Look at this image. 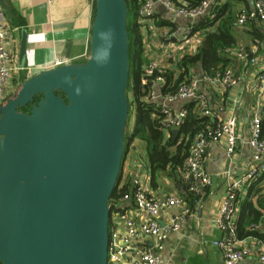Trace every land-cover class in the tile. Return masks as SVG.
I'll list each match as a JSON object with an SVG mask.
<instances>
[{"label": "water", "instance_id": "obj_1", "mask_svg": "<svg viewBox=\"0 0 264 264\" xmlns=\"http://www.w3.org/2000/svg\"><path fill=\"white\" fill-rule=\"evenodd\" d=\"M127 23L126 0H95L87 59L32 75L0 104V264H107L129 116ZM25 53L22 32L20 62Z\"/></svg>", "mask_w": 264, "mask_h": 264}, {"label": "built area", "instance_id": "obj_2", "mask_svg": "<svg viewBox=\"0 0 264 264\" xmlns=\"http://www.w3.org/2000/svg\"><path fill=\"white\" fill-rule=\"evenodd\" d=\"M248 1L251 3V10L239 14L235 24L242 26L249 19L264 23V0ZM156 5H161L173 18L189 23L181 36L178 37L177 31L171 26H160ZM211 8L210 0H201L193 5L176 4L173 0H139L136 24L142 32L143 54L146 59L142 84L149 86L143 100L156 108L158 126L167 136H170L172 130H179L187 114L183 107L174 111L172 105L175 103L194 102L202 116L210 117L212 112L206 97L200 91L201 83L218 84L224 89L237 85L233 71L227 68L213 76H195L188 83L179 85L174 92H161L165 86L164 74L167 70L183 55H194L197 52L202 33L194 31L193 25L196 20L209 14ZM227 54L239 60L244 68L257 64L251 49L236 46L228 49ZM63 64V60L57 59L54 67ZM22 73L26 75V79L31 77L30 71L18 62V43L0 8V104L16 90L18 84L16 85L15 80ZM252 92L257 97V104L263 106L264 72L258 75ZM220 140L225 142L226 157L231 159L239 140L233 118L219 121L214 127H208L195 136L182 175L190 192L196 195L199 193L193 183L195 181H200L201 186L210 185L208 174L202 165L209 145ZM247 144L251 149L250 165L236 179L230 177L228 170L225 172L230 179L228 192L214 221L221 236L212 245L220 250L224 264H238L252 254L256 256L257 264H264V244L256 238L249 241L239 239L234 221L238 192L264 174V130L258 115H254L249 121ZM143 153L144 151H136L132 162L133 170L130 172V191L119 199V204L115 207L119 211L110 213L107 264H163L161 253L170 233L177 231L190 213L188 204L181 196L153 195L147 191L144 184L147 177L142 172L148 165ZM171 210H178L177 215L170 224L160 226V213Z\"/></svg>", "mask_w": 264, "mask_h": 264}, {"label": "crops", "instance_id": "obj_3", "mask_svg": "<svg viewBox=\"0 0 264 264\" xmlns=\"http://www.w3.org/2000/svg\"><path fill=\"white\" fill-rule=\"evenodd\" d=\"M2 1L7 12L4 10L1 0L0 8L12 29L13 38L18 43V62L30 71L31 76L40 71L54 68V62L57 59L63 60L64 63L77 64L83 63L89 56L95 0ZM173 1L176 4H190L189 2L198 3L201 0ZM210 2L212 8L214 6L230 7L237 16L248 13L252 8L248 0H210ZM156 12L160 26H171L177 31L178 37L189 26L188 22L173 18L161 5H156ZM134 22L137 23V16H135ZM252 23L261 31L262 37L256 38L251 33ZM137 29L143 46L142 32L139 28ZM22 32L26 33V53L20 62L19 48ZM233 34L237 47L241 46L254 51L257 64L244 68L239 60L230 56L231 61L228 68L237 78V85L224 89L218 84L201 83L200 91L210 105L212 113L209 118L212 121H226L231 118L235 120L236 135L239 138L238 145L231 159L226 157L223 140L211 143L207 148L202 168L208 174L210 185L201 186L200 181L193 182L199 191L198 200L193 207L189 208L190 213L181 222L179 229L170 233L161 253L163 264H224L220 250L214 247L212 242L221 236L214 221L228 192L230 179L227 178L225 172L228 170L230 177L236 179L250 165L251 149L247 144L249 121L254 115L260 116L261 122L264 118V104L259 106L257 97L252 92L258 75L264 72V23L249 19L242 26L234 24ZM25 79L26 75L20 74L15 80L16 85ZM185 103L187 102L175 103L172 108L174 111H179ZM139 150L143 151L137 141L130 144L126 150L122 162L121 185L125 182L129 183L130 172L133 170L132 162L136 151ZM142 156H146L145 152ZM142 175L147 177V182L144 184L150 194H176L179 196L185 194L181 186L165 177H162L156 186H152L148 168L143 170ZM185 185L188 188V185ZM259 196H264V174L238 192L237 212L234 217L236 228H238L237 224L240 219H243L247 224L250 213L248 203H250L252 208L261 212V219L258 223H250L246 229H254L258 233L264 234V209H260L257 204ZM177 213L178 210L160 213L158 217L160 226L164 227L170 224ZM251 238L253 237L242 239L249 241ZM238 264H257V258L252 254Z\"/></svg>", "mask_w": 264, "mask_h": 264}, {"label": "trees", "instance_id": "obj_4", "mask_svg": "<svg viewBox=\"0 0 264 264\" xmlns=\"http://www.w3.org/2000/svg\"><path fill=\"white\" fill-rule=\"evenodd\" d=\"M128 7V33H129V85L127 96L129 100V116L125 128L124 139L126 150L134 141L142 146L146 155V161L150 172V183L156 186L158 181L165 177L174 184L179 185L185 191L181 196L188 204L189 208L198 200V196L191 193L185 185L183 179V167L186 158L189 155L190 146L195 136L206 130L208 127H214L216 121H212L208 116H202L194 102H187L183 108L186 110V118L179 128L178 136L173 139L172 135L167 136L158 126L156 108L144 102V97L149 90L148 84H142V72L146 59L143 54L141 36L138 32L137 24L134 19L137 16L139 0H126ZM191 5L196 4L189 2ZM237 14L228 6H214L210 13L199 18L193 25V30L202 33V40L194 55H183L171 70L164 74L165 86L161 90L163 94L174 92L175 89L184 83H188L193 77L200 74L213 76L216 72H221L228 68L231 61L228 49L236 47V39L233 34L234 24L237 20ZM251 33L256 38L263 36L261 31L251 24ZM64 98V95L60 93ZM40 97H35V102ZM27 112L28 109L22 110ZM153 115H156L153 117ZM130 129L128 130L129 123ZM262 130H264V118L262 119ZM124 158V157H123ZM121 182V172L118 176L116 186L109 200L110 213L119 211L116 207L119 199L126 192L130 191V183ZM257 204L260 209H264V196H259ZM250 205V213L247 224L240 219L237 224L238 238L253 237L264 242V234L258 233L254 229L247 230L250 223H258L261 219V212Z\"/></svg>", "mask_w": 264, "mask_h": 264}, {"label": "rangeland", "instance_id": "obj_5", "mask_svg": "<svg viewBox=\"0 0 264 264\" xmlns=\"http://www.w3.org/2000/svg\"><path fill=\"white\" fill-rule=\"evenodd\" d=\"M130 124H131V121H130V123H129V127H128V130H127V132L129 131V129H130V127H131V126H130Z\"/></svg>", "mask_w": 264, "mask_h": 264}]
</instances>
